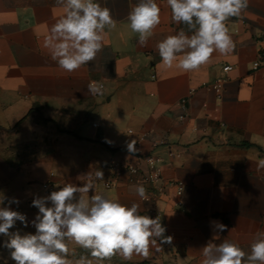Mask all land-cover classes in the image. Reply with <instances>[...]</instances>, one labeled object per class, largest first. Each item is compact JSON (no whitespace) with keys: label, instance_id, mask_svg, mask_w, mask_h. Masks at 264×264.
<instances>
[{"label":"crops","instance_id":"crops-1","mask_svg":"<svg viewBox=\"0 0 264 264\" xmlns=\"http://www.w3.org/2000/svg\"><path fill=\"white\" fill-rule=\"evenodd\" d=\"M96 2L111 10L115 27L106 28L95 60L68 73L44 47L45 35L63 14L57 0H0V196L7 197L0 207L10 206L28 221L27 227L17 221L9 231L35 234L32 221L39 210L33 199L67 184L83 186L91 177L95 194L138 204L139 214L159 217L172 242L150 245L147 257L134 254L126 261L117 254L100 262L66 239L72 264L81 257L91 264H202L210 240H228L250 254L256 233L264 232V0H249L246 10L226 22L232 52H215L188 72L166 69L156 47L181 30L192 34L172 20L167 0H156L161 22L146 47L137 43L127 19L140 0ZM225 65L231 66L227 72ZM220 76L226 80L218 97L208 86ZM90 81L104 84L103 95L88 93ZM191 88L195 92L188 96ZM185 96L187 117L181 119ZM142 131L149 132L144 152L165 160L163 179L184 182L182 207L172 185L155 204L145 203L126 171L115 187H103L112 159L145 167L126 150ZM97 170L103 179L96 178ZM12 198L19 203L9 205ZM212 221L227 226L213 240Z\"/></svg>","mask_w":264,"mask_h":264},{"label":"clouds","instance_id":"clouds-1","mask_svg":"<svg viewBox=\"0 0 264 264\" xmlns=\"http://www.w3.org/2000/svg\"><path fill=\"white\" fill-rule=\"evenodd\" d=\"M249 0H167L171 18L183 24L187 31L169 35L157 44L161 62L166 69L179 68L193 71L207 64L218 52L227 55L235 48L226 22L239 16L248 7ZM63 14L52 25L44 37V47L51 59L65 72L72 73L95 60L102 50L106 28L115 27L111 10L102 7L96 0H57ZM160 6L156 0H140L128 14L132 32L137 33V43L146 47L150 36L161 22ZM88 93L103 95V85L90 81ZM133 140L128 144L129 152H135ZM261 166H264L262 164ZM97 179H103V172L97 170ZM137 194L145 200L146 189L138 186ZM84 193H93L88 197ZM79 194V195H77ZM7 197L0 196V204ZM51 202V206H47ZM11 203H19L12 198ZM32 206L38 214L32 221L35 234L21 235L19 230L10 232L17 221L28 226L26 215L0 207V234L7 236L4 247L10 250L15 264H72L68 257L66 239L73 241L98 261L110 260L119 254L124 260L133 255L147 257L150 245L171 243L172 237L165 236L166 228L160 218L139 214V205L130 207L103 194L94 193V184L89 180L83 186L67 184L46 197H37ZM214 228L213 239L227 226L210 222ZM250 254L228 240L219 245L211 240L203 246L202 264H264V232H257L250 245ZM246 258V259H245ZM76 264H91L81 257Z\"/></svg>","mask_w":264,"mask_h":264},{"label":"built area","instance_id":"built-area-1","mask_svg":"<svg viewBox=\"0 0 264 264\" xmlns=\"http://www.w3.org/2000/svg\"><path fill=\"white\" fill-rule=\"evenodd\" d=\"M258 65H259V60H256L254 62V68L258 67ZM230 69H231L230 65H225L223 67V70L225 72H227ZM225 80H226V76H220L208 87L216 90L219 97L221 86ZM101 84L104 87V84L103 83ZM194 92H195V88H191L189 90L188 96L192 95ZM188 96L183 97L179 102V106L182 109V113L179 115L181 119H185L187 117ZM94 125L97 124L94 123ZM128 132L130 134H134L133 129H129ZM148 137H149V132L142 131L128 142L129 144L133 140L136 141L135 152H129L128 144L126 146V150L129 153L137 156L145 164V167L133 163L112 159L108 163L110 175L103 180L102 185L105 189H110L115 187L118 183V179L122 174V172L126 171L128 173L129 183L138 184V186H143L146 189L147 198L143 200L145 203L155 204L158 198L163 194L165 186L172 185L175 188L177 195L176 205L178 207H182L184 205V201H183V195L185 191L184 182L182 180L165 181L163 179V167L165 164V160L159 156L144 152L143 142ZM159 143H163V141H154L153 145L156 146ZM168 154L170 157H173L175 155V152L173 150H170ZM45 186H47V184H45ZM97 194H102V193L99 192ZM150 212L157 213V211L154 208L150 209Z\"/></svg>","mask_w":264,"mask_h":264},{"label":"rangeland","instance_id":"rangeland-1","mask_svg":"<svg viewBox=\"0 0 264 264\" xmlns=\"http://www.w3.org/2000/svg\"><path fill=\"white\" fill-rule=\"evenodd\" d=\"M7 240L8 238L4 239L3 237H0V264H15V262L10 258V250L4 247V244ZM88 253L90 252L88 251ZM70 254L75 255L74 253H70Z\"/></svg>","mask_w":264,"mask_h":264},{"label":"trees","instance_id":"trees-1","mask_svg":"<svg viewBox=\"0 0 264 264\" xmlns=\"http://www.w3.org/2000/svg\"><path fill=\"white\" fill-rule=\"evenodd\" d=\"M245 145H250V144H245Z\"/></svg>","mask_w":264,"mask_h":264}]
</instances>
